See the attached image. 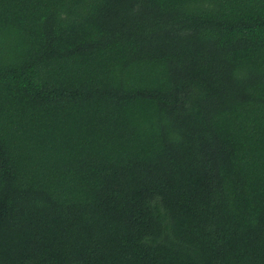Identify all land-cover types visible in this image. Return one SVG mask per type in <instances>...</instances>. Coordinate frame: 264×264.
<instances>
[{"label": "trees", "instance_id": "1", "mask_svg": "<svg viewBox=\"0 0 264 264\" xmlns=\"http://www.w3.org/2000/svg\"><path fill=\"white\" fill-rule=\"evenodd\" d=\"M0 264H264V0H0Z\"/></svg>", "mask_w": 264, "mask_h": 264}]
</instances>
